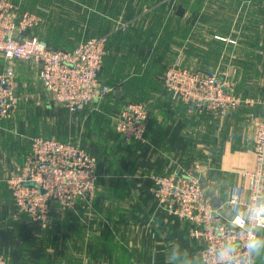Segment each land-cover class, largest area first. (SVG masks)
<instances>
[{
    "label": "crops",
    "instance_id": "1",
    "mask_svg": "<svg viewBox=\"0 0 264 264\" xmlns=\"http://www.w3.org/2000/svg\"><path fill=\"white\" fill-rule=\"evenodd\" d=\"M18 8L21 16L24 10ZM35 8L47 18L43 6ZM89 14L92 28L86 35L85 27L80 36H47L44 28L30 32L65 51L108 35L100 79L113 90L77 114L83 118L82 125L88 122L91 128V138L83 136V144L95 143L101 128L96 120L107 109L116 113L127 103L140 101L148 110L145 139L127 144L118 134L123 159L105 164L94 218H85L78 210L56 209L46 227L33 222L17 211L7 179L21 168L30 151L32 137L24 123L30 108L24 100L47 94L34 63L13 61L20 102L12 118L0 120V254L7 264L169 263L163 248L166 234L158 230L165 219L155 213L151 176L192 171L218 207L228 201L232 186L247 183L241 172L254 165L253 139L263 114L259 102L264 100V0H108L107 12L94 9ZM116 20L127 24L125 31L115 29ZM7 64L0 56V72ZM174 64L231 78L233 93L255 103L215 117L178 101L163 84L165 71ZM69 216L81 225L78 242L71 240L62 223ZM179 222L178 238L189 240L184 222ZM259 232L264 236V230ZM185 248L189 256L181 249L182 256L172 263L199 264L196 249ZM258 258L257 264H264V255Z\"/></svg>",
    "mask_w": 264,
    "mask_h": 264
},
{
    "label": "built area",
    "instance_id": "2",
    "mask_svg": "<svg viewBox=\"0 0 264 264\" xmlns=\"http://www.w3.org/2000/svg\"><path fill=\"white\" fill-rule=\"evenodd\" d=\"M14 17L9 1L0 0V56L8 62L0 72V119L12 118L19 106L15 60L34 63L44 90L71 114L84 111L111 92L100 80L109 36L91 38L73 51L60 50L27 36L28 29L36 24L33 16L24 15L19 22ZM126 27L123 24L118 30L123 32ZM163 84L174 99L215 117L255 103L233 93L235 82L231 78L205 75L177 64L167 68ZM259 103L263 114L255 127L253 168L241 172L247 183L232 186L225 204L216 207L192 171L178 169L169 175L151 176L158 208L189 224L188 237L200 245L199 264H219L214 252L225 242L237 247L236 264L245 258L244 245L251 235L245 217L250 205L264 201V100ZM147 118L144 104H129L115 119L116 131L127 144L144 141ZM29 143L23 165L8 177L7 185L17 211L46 227L54 202L68 209L94 196L96 159L71 142L37 136ZM0 264H7L2 254Z\"/></svg>",
    "mask_w": 264,
    "mask_h": 264
},
{
    "label": "rangeland",
    "instance_id": "3",
    "mask_svg": "<svg viewBox=\"0 0 264 264\" xmlns=\"http://www.w3.org/2000/svg\"><path fill=\"white\" fill-rule=\"evenodd\" d=\"M8 1L12 6L13 14L15 15L14 20H16L17 22H19L24 17V15H31L35 18L36 24H34L32 27L28 29L27 36H32L30 31H34L39 28H44V30H46L47 36H80L79 32L82 27H85V35H86L88 33V27L92 28L93 17L89 13H92V10L94 9L97 12L99 11V9L105 12L108 11V0H101V4L96 3V0L94 1L93 0H8ZM37 5H41L44 7L43 9L47 12L48 15L47 18L45 17L43 18L42 16L36 13L35 7ZM18 7H22V10H24L21 13L22 14L21 16L18 15V9H19ZM38 9L41 10V8ZM104 21L105 18L102 17L100 22L104 23ZM87 23H89V26ZM123 24L127 26V24H125L123 21L116 20L115 29L118 30L119 26ZM76 32H78V34ZM89 36H93V35H89ZM101 36H108V35H101ZM110 89L112 92L113 89L112 88ZM166 91L168 90L166 89ZM45 94H47L48 98L46 97V95H43V97L41 96L39 97L38 95L37 99L36 97H33V98H29L28 100H24L26 105L29 106L30 108L29 110H27L24 119V123L28 124V130H29L28 132L30 137L38 136V137H44L61 142H71L75 146L84 149L89 155L95 157L96 159L95 176L98 180L99 176L97 170H98L99 162L106 164L109 161L121 159L120 156L123 154L124 149L118 144L120 142L119 141L120 139H118L119 137L116 131L115 119L125 106L135 103H127L126 105L121 106L123 108L119 110V112L117 110L116 113H114L112 108H109L110 111L108 109L106 110V112L109 113V115H106L105 112V114H103L101 117H98L96 123L100 124L101 128L95 138V143L91 144L90 142H88L91 138L90 136L91 128L88 125V122H86L83 126L82 116L80 117L77 114L75 115L68 114L66 110L63 108V106L56 104L52 101L51 96L47 92H45ZM140 102H142L141 104L145 105V103H143L144 101H140ZM112 113L115 115H113ZM110 116L111 118H109ZM0 120H8V119H0ZM83 136H85V139L88 140L87 143L85 144H83ZM91 153H93L94 155H92ZM19 170L20 169L16 170V172L14 173L19 172ZM96 190H97V182H96L94 196H92L89 199H85L78 202L73 208L64 209L62 208L61 205L54 202L50 208V217H49L48 225L49 223H51V220L54 215L53 213L51 214V211L56 209L65 212L68 211L72 212L74 210H78V211H82L86 215L85 218H90V219L94 218L92 212L93 209L95 208L96 205L95 203H97L95 201ZM62 223L65 224L68 227L69 231L71 232L70 233L71 240L75 242L80 241L79 231L81 232L82 228L81 225L78 224L76 218H71L69 216L68 218H65ZM259 233L260 232H258V235H260ZM171 250L172 249L167 248V251H171ZM178 250H179V254L172 259L171 264H174L172 262L175 261V259L178 256L182 255L180 254L181 249L178 248ZM185 255L189 256V252L187 249L185 250ZM190 255L194 256L195 253L191 251ZM197 256L199 258L198 250L196 251V257ZM258 257L261 258L262 255ZM258 257L255 258V264H257V261L259 259Z\"/></svg>",
    "mask_w": 264,
    "mask_h": 264
},
{
    "label": "clouds",
    "instance_id": "4",
    "mask_svg": "<svg viewBox=\"0 0 264 264\" xmlns=\"http://www.w3.org/2000/svg\"><path fill=\"white\" fill-rule=\"evenodd\" d=\"M235 219V218H233ZM251 232L244 245V259L241 264H255V258L264 255V236L258 235V230L264 228V201L250 205L248 215L245 217ZM238 227V225H236ZM238 249L232 243L225 242L215 250L214 255L219 264H236ZM179 254V250L173 247L168 258L169 264L172 259Z\"/></svg>",
    "mask_w": 264,
    "mask_h": 264
},
{
    "label": "trees",
    "instance_id": "5",
    "mask_svg": "<svg viewBox=\"0 0 264 264\" xmlns=\"http://www.w3.org/2000/svg\"><path fill=\"white\" fill-rule=\"evenodd\" d=\"M100 76H101V74H100ZM101 80V79H100ZM55 103V102H54ZM64 108V107H63ZM65 109V108H64ZM66 110V112L69 114V112H68V110L67 109H65ZM76 114H80V113H76ZM75 115V114H74ZM92 155H94L93 153H91ZM120 154V153H119ZM98 159V158H97ZM121 159H123V157H121ZM99 162V161H98ZM105 170V163H101V162H99L98 163V170H97V172H98V176H99V178H98V180H97V190H96V192L98 193L99 192V189L101 190V184H100V180H101V176H104V175H102L103 174V171ZM96 193V194H97ZM156 203V202H155ZM154 208H155V206H154ZM157 209V210H156ZM156 209H155V213H156V216L159 218V216H160V219H165V220H162V221H160V223H158L159 224V226H158V230L159 231H162V232H164L165 234H166V237H165V239L167 240H165L166 241V244H164V242H163V248H164V254H165V256H166V260H168V256L169 255H171V253H172V250L171 251H167V248H169V249H173V247H176V248H180V249H185L186 250V246L187 247H190V248H195L196 249V251L198 250V254H199V250H200V245H199V243L198 242H196V241H193V240H191V239H189V240H186V239H184L182 236H179V238H178V234L177 233H180L181 232V229H179V227H180V222H179V220L177 219V218H175V217H173V216H170V215H168L164 210H162V209H160V208H158V206H157V203H156ZM155 216V217H156ZM167 219V220H166ZM174 222L172 225H174V226H171V222ZM184 225L185 227H186V230H187V237H188V224L187 223H181V225ZM179 226V227H178ZM169 227V228H168ZM175 227H178V229H176ZM151 233H152V231H151ZM154 236L155 237V233L153 232L152 234H151V236ZM184 235V234H183ZM193 244H195V245H193ZM185 246V247H184ZM168 252V253H167ZM182 253V251H180V254ZM182 256V255H181ZM181 256H179V257H181ZM163 260V259H162ZM166 264H169V263H166Z\"/></svg>",
    "mask_w": 264,
    "mask_h": 264
}]
</instances>
